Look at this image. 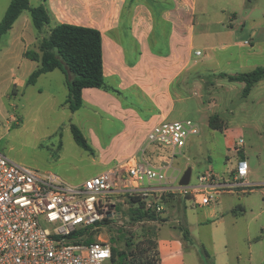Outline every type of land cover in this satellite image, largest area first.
Segmentation results:
<instances>
[{"label":"rangeland","instance_id":"rangeland-1","mask_svg":"<svg viewBox=\"0 0 264 264\" xmlns=\"http://www.w3.org/2000/svg\"><path fill=\"white\" fill-rule=\"evenodd\" d=\"M38 1L29 0L31 6ZM9 2L0 0V22ZM185 19L187 24L194 22L192 60L206 64L193 66L185 75L188 79H182L187 83L185 98L176 103L168 121L190 120L199 133L187 138L180 150L160 146L168 159L156 167L176 178L177 183L190 168L189 186L194 187L199 185L200 175L210 172L220 181L233 182L237 162L244 159L248 175L242 184L246 185L216 195L203 207L191 197L163 191L144 199L130 197L124 189L132 185L121 180L124 171L120 169L117 192L104 199L112 206L109 223L90 227L72 239L103 241L117 253L132 250L133 264H145L146 260L158 264L159 239L167 238L164 232L180 236V228L185 226L194 243L186 242L185 253L191 252L194 263L199 260L194 249L203 247L209 253L228 255L230 264H264V241L258 243L260 237L264 238L260 229L264 226V78L245 95L244 83L217 76H237L264 68V0H191V11ZM10 43L11 39L5 37L1 52L11 49ZM24 68L17 65L12 70L0 69V155L34 172L52 173L69 185L99 175L111 159L106 149L111 134L118 130L117 124L91 115L87 108L71 113L64 106L67 88L59 70L40 78L37 85L27 86L24 79L32 72L28 74ZM212 116L219 117L223 131L209 127ZM72 125L82 133L93 154L76 144ZM150 202L161 206V213L147 209ZM149 211L159 221L144 215ZM41 225L50 229L44 222ZM72 239L66 244H72Z\"/></svg>","mask_w":264,"mask_h":264},{"label":"crops","instance_id":"crops-1","mask_svg":"<svg viewBox=\"0 0 264 264\" xmlns=\"http://www.w3.org/2000/svg\"><path fill=\"white\" fill-rule=\"evenodd\" d=\"M37 4L30 6H43L49 15V23L39 31L33 26L30 13L23 12L1 38L0 45L5 37L11 39V49L0 50V69L12 70L18 65L25 67L28 74L37 70L39 62L25 58V53L38 52L42 39L59 24L98 30L102 37L104 81L109 90L83 89L82 107L74 114L87 108L91 115L104 117L118 126L106 149L110 154V165L104 164L105 170L99 175L118 173L120 169L125 173L129 167L157 169L156 164L168 157L160 146L148 144L146 135L155 124L168 121L176 103L185 98L183 90L187 83L182 79L190 69L206 64L192 60L194 22L187 24L185 19L191 11V0H39ZM53 72L42 74L30 86L37 85L40 78ZM222 74L227 75L219 73L217 76ZM28 78L24 79L26 85ZM16 79L14 77L13 81ZM198 79L202 81L201 75ZM232 180L231 183L218 181V187H226L218 190V194L231 193V188L241 184L234 177ZM260 229L264 234V226ZM181 234L175 236L164 232L167 238L159 239L160 264H187V261L201 264L197 249L194 251L198 263L191 259V252L185 253L186 241ZM261 240L264 238L260 237L258 243ZM209 254L215 264H230L228 255Z\"/></svg>","mask_w":264,"mask_h":264},{"label":"built area","instance_id":"built-area-1","mask_svg":"<svg viewBox=\"0 0 264 264\" xmlns=\"http://www.w3.org/2000/svg\"><path fill=\"white\" fill-rule=\"evenodd\" d=\"M198 133L190 120L162 121L152 126L146 140L180 150L187 138ZM116 174L106 172L69 185L52 173L34 172L0 155V264H111L108 243L72 238L110 218L112 206L104 199L117 192ZM247 175L248 165L240 159L233 177L241 184L234 187L246 185L242 183ZM121 180L132 185L124 189L130 197L144 199L153 192H171L191 197L203 207L215 200L218 190L226 188L217 186L220 180L212 172L200 175L197 186L180 187L176 178L149 166L129 167ZM146 207L155 213L162 211L153 202ZM69 239L73 243L68 245Z\"/></svg>","mask_w":264,"mask_h":264},{"label":"trees","instance_id":"trees-1","mask_svg":"<svg viewBox=\"0 0 264 264\" xmlns=\"http://www.w3.org/2000/svg\"><path fill=\"white\" fill-rule=\"evenodd\" d=\"M25 11L30 13L33 26L37 30L40 31L49 23V15L43 6L31 8L29 0H11L0 22V42L1 38L8 33L15 21ZM25 58L37 61L40 64V67L29 76L27 80L28 86L34 85L42 74L55 70L62 72L65 76L67 87L65 105L71 113L78 111L82 107L81 93L83 89L95 88L105 91L109 90L105 85L103 75L102 37L96 29L59 24L50 30L47 37L42 39L38 47V52L27 51ZM220 77L226 78L230 82L244 83V94L248 95L253 85L264 78V68H257L249 73L237 76L222 74ZM209 127L213 130H224V126L219 121L218 116H212L209 119ZM71 133L79 147L93 154V150L76 126H71ZM149 212H145L144 215L152 221H157L158 217L155 213L152 211ZM162 221L164 222L165 220ZM108 223L109 218H106L97 224V226ZM180 231L183 240L194 245L190 238L188 228L185 226L181 227ZM127 246L131 247L130 243ZM138 249L139 247H136L137 251ZM196 249L201 259V264H215L210 254L203 247H196ZM156 254L157 263L160 264L158 250ZM133 259L134 254L132 250L129 253H117L115 249H111V264H133ZM145 264L154 263L146 260Z\"/></svg>","mask_w":264,"mask_h":264},{"label":"water","instance_id":"water-1","mask_svg":"<svg viewBox=\"0 0 264 264\" xmlns=\"http://www.w3.org/2000/svg\"><path fill=\"white\" fill-rule=\"evenodd\" d=\"M190 179H191V169L188 168L180 178L178 185L180 187H188L190 184Z\"/></svg>","mask_w":264,"mask_h":264}]
</instances>
